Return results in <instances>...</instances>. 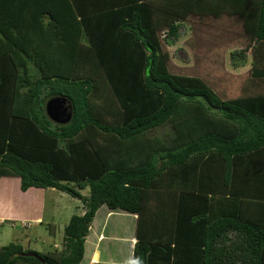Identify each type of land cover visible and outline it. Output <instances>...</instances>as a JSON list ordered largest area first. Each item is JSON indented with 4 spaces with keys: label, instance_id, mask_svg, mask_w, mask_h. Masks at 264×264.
Returning a JSON list of instances; mask_svg holds the SVG:
<instances>
[{
    "label": "trees",
    "instance_id": "trees-1",
    "mask_svg": "<svg viewBox=\"0 0 264 264\" xmlns=\"http://www.w3.org/2000/svg\"><path fill=\"white\" fill-rule=\"evenodd\" d=\"M192 20L246 39L228 51L248 68L237 97L169 71ZM56 97L73 107L67 124L46 113ZM4 177L85 212L64 249L10 243L0 264H81L103 206L138 216L132 264H264V0H0Z\"/></svg>",
    "mask_w": 264,
    "mask_h": 264
},
{
    "label": "rangeland",
    "instance_id": "rangeland-1",
    "mask_svg": "<svg viewBox=\"0 0 264 264\" xmlns=\"http://www.w3.org/2000/svg\"><path fill=\"white\" fill-rule=\"evenodd\" d=\"M225 25L227 24L224 21H216L212 24L214 27L208 28L203 27L197 20H192L188 26L184 24L180 30L181 35L168 48L173 58L169 71L172 74L178 75L200 76L220 96L229 99L238 95V87H240L243 78L240 77L242 75H236L240 71L238 70L239 68L236 69L232 66L231 56L228 51L239 49L240 46L246 45L247 42L246 39L227 42L228 36L224 33L225 29H227ZM194 28L196 32H193ZM224 35L226 37L222 38ZM198 53H204V55H200L202 57L195 60V54ZM199 60L203 61L200 62ZM31 69L34 74L40 75L39 70L34 65H31ZM8 189L2 195L3 200L1 199V203L7 207L19 209L10 214L13 219L17 218L16 215H20V212H24L21 217L26 219V216L34 212L35 200H37L36 204L40 205L43 199L42 203L44 207L41 215L45 223H33L32 229L23 228L20 223H17L18 226L15 227L5 223L3 228L0 229V235L3 234L0 246L19 243L27 250L36 249V251L44 253L53 252L55 249H64V228L73 215L82 214L83 209H85L82 201L57 189H48L46 192L40 190L37 192L36 198H34L33 194L22 191L21 185H18L17 182H11L8 185ZM81 193L84 196H88L89 188L81 191ZM7 201L9 202L7 203ZM107 209L104 206L100 210L99 220L104 217L103 215L107 212ZM52 224L55 225L54 233L50 230ZM130 229L131 222L128 218L119 216V214H113V217L109 220V224L104 228L106 240L100 245L101 250L104 251V257L107 258L111 255L117 262H123L117 258L119 253L126 252L128 253L127 255H131L132 252L129 249V244L124 243L123 239H121L122 236H126V233Z\"/></svg>",
    "mask_w": 264,
    "mask_h": 264
},
{
    "label": "crops",
    "instance_id": "crops-1",
    "mask_svg": "<svg viewBox=\"0 0 264 264\" xmlns=\"http://www.w3.org/2000/svg\"><path fill=\"white\" fill-rule=\"evenodd\" d=\"M194 58H195V60L197 59L196 57H194ZM246 68L247 67H239V69H238L240 71L239 74L243 73L246 70ZM239 74H236V75H239ZM241 78H243V76H241ZM243 84H244V78L242 79V83L240 84V87H238L239 88L238 95L241 92L240 89L242 88ZM237 96H235V97H237ZM235 97H233V98H235ZM229 99H232V98H229ZM11 182H17L18 185L19 184L21 185V179L20 178L4 177V178L0 179V229L3 228L5 223H8L9 225H13L15 227V226H18L17 223H20V225H21V223H23V222H29V223H31V227H30L31 229L33 228V223L34 224L45 223V221L43 220V217L41 215V211L43 210V207H44V204L42 203L43 199L41 200L40 205H37L36 204L37 200H35L36 203H35L34 209H33L34 212H32L31 215L26 216L27 217L26 219L21 217L24 212H22V213L20 212V215H16L17 218L13 219L12 215H10V214H12L14 211L19 210V209L15 208V207H7V206H5V204L1 203V199L3 200L2 195L5 194L4 192L9 190L8 185ZM49 189H53V188H49ZM40 190L46 192L48 189L30 188L29 190H27V192L26 191H24V192H26L28 194H33L34 198H36L37 192ZM7 197L9 198V196H7ZM8 202L9 201H7V203ZM102 208H100L98 210V212L95 216L94 222H93L92 227H91V233L88 236L86 244H85V256H84V260L81 264H98L100 262H106V263H111V264H132L134 246L137 242L136 235H135L136 234L135 228L137 226L138 216L136 214H129V213H126L124 211H119V210L113 211L107 207L108 208L107 212H105V214L103 215L104 217H102L103 220H102V218H101V220H99L98 219L99 218V212ZM20 210H22V209H20ZM83 210L84 211L82 212L81 215H83L85 212V209H83ZM113 214H119V216L126 217L131 222V229L126 233V236L125 235H124L125 237L122 236L121 239H123L122 241L124 243L129 244V249L131 250L132 253L130 256L127 255L128 253H126V252L119 253V255H117V258L121 259V261H123V262H117L116 259H113V257L111 255L108 256L107 258L104 257V251L101 250V246H100L106 240L105 239L106 238V232H104V228L109 224V220L111 219V217H113ZM25 215H26V213H25ZM107 222H108V224H107ZM52 226L55 227V225H53V224L50 227H52ZM2 235H0V242H1V236ZM33 250L36 251V249H33ZM86 255H87V257H86ZM85 258H86V260H85Z\"/></svg>",
    "mask_w": 264,
    "mask_h": 264
},
{
    "label": "water",
    "instance_id": "water-1",
    "mask_svg": "<svg viewBox=\"0 0 264 264\" xmlns=\"http://www.w3.org/2000/svg\"><path fill=\"white\" fill-rule=\"evenodd\" d=\"M46 113L54 122L60 124H67L72 119L73 107L65 98H53L46 104ZM27 256L37 258L41 263H45L36 252H28Z\"/></svg>",
    "mask_w": 264,
    "mask_h": 264
},
{
    "label": "clouds",
    "instance_id": "clouds-1",
    "mask_svg": "<svg viewBox=\"0 0 264 264\" xmlns=\"http://www.w3.org/2000/svg\"><path fill=\"white\" fill-rule=\"evenodd\" d=\"M24 223H27V222H23V223H21V226H22V227H24V228H30V227H31V226H30V227L25 226Z\"/></svg>",
    "mask_w": 264,
    "mask_h": 264
},
{
    "label": "built area",
    "instance_id": "built-area-1",
    "mask_svg": "<svg viewBox=\"0 0 264 264\" xmlns=\"http://www.w3.org/2000/svg\"><path fill=\"white\" fill-rule=\"evenodd\" d=\"M24 225L27 226V227H30L31 223L27 222V223H24Z\"/></svg>",
    "mask_w": 264,
    "mask_h": 264
}]
</instances>
